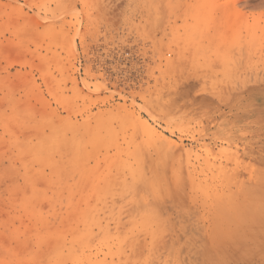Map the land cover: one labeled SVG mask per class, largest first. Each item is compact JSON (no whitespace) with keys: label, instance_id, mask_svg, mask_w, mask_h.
<instances>
[{"label":"rangeland","instance_id":"rangeland-1","mask_svg":"<svg viewBox=\"0 0 264 264\" xmlns=\"http://www.w3.org/2000/svg\"><path fill=\"white\" fill-rule=\"evenodd\" d=\"M0 264H264V0H0Z\"/></svg>","mask_w":264,"mask_h":264}]
</instances>
